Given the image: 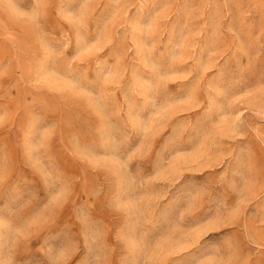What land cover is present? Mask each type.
Segmentation results:
<instances>
[{"label": "rangeland", "instance_id": "1", "mask_svg": "<svg viewBox=\"0 0 264 264\" xmlns=\"http://www.w3.org/2000/svg\"><path fill=\"white\" fill-rule=\"evenodd\" d=\"M0 264H264V0H0Z\"/></svg>", "mask_w": 264, "mask_h": 264}]
</instances>
